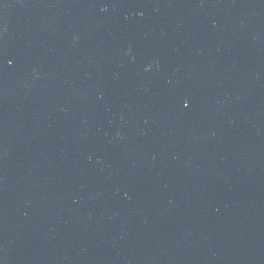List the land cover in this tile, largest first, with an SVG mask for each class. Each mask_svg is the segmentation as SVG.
Returning <instances> with one entry per match:
<instances>
[{
	"label": "water",
	"instance_id": "obj_1",
	"mask_svg": "<svg viewBox=\"0 0 264 264\" xmlns=\"http://www.w3.org/2000/svg\"><path fill=\"white\" fill-rule=\"evenodd\" d=\"M0 264H264V0H0Z\"/></svg>",
	"mask_w": 264,
	"mask_h": 264
}]
</instances>
